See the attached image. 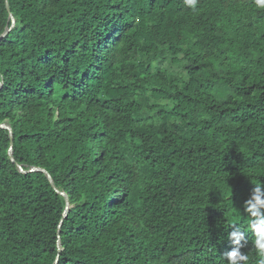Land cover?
<instances>
[{"label": "trees", "instance_id": "obj_1", "mask_svg": "<svg viewBox=\"0 0 264 264\" xmlns=\"http://www.w3.org/2000/svg\"><path fill=\"white\" fill-rule=\"evenodd\" d=\"M7 2L0 264H227L234 228L260 264L243 204L264 184V7Z\"/></svg>", "mask_w": 264, "mask_h": 264}, {"label": "clouds", "instance_id": "obj_2", "mask_svg": "<svg viewBox=\"0 0 264 264\" xmlns=\"http://www.w3.org/2000/svg\"><path fill=\"white\" fill-rule=\"evenodd\" d=\"M185 5L195 7L197 0H184ZM259 7H264V0H255ZM244 212L249 216L248 228L254 235L253 246L257 254L264 258V184L260 181L254 184L249 198L243 204ZM228 240L233 247L223 254L227 264H248V255L242 252L244 247L242 241L245 233L239 228H234L228 233ZM264 264V259L260 260Z\"/></svg>", "mask_w": 264, "mask_h": 264}, {"label": "water", "instance_id": "obj_3", "mask_svg": "<svg viewBox=\"0 0 264 264\" xmlns=\"http://www.w3.org/2000/svg\"><path fill=\"white\" fill-rule=\"evenodd\" d=\"M5 3H6V8H7V10L9 11L7 0H5ZM10 20H11V27H10L7 31H5V32L0 36V41H1L3 38H5V36L8 34V32H10V31L13 29L14 25H15V19L12 17V15H10ZM1 88H2V82L0 81V89H1ZM0 128H1V129H4V130H6V131H8V133H9V137H10L11 143H10V148H9V151H8V157H9L10 161H11L13 164H15V160H14V157H13V151H12V147H13V144H12V140H13L12 129H11V127H10L9 125H7V124H0ZM17 168H18L19 172L22 173V174H24V175H26V174H28V173H33V172H42V173H44V174L47 176V178H48V180H49V182H50L52 188L56 190V188H55V186H54V183H53V181H52V178L50 177V175H49L45 170H42V169H39V168H31L29 171H24L20 165H18ZM56 192H57L60 196H63L64 199H65L66 210H65V213H64V216H63V218H65L67 212L69 211V200H68V196H67L66 194H64V193H62V192H60V191H58V190H56ZM60 250H61V249H60ZM56 264H57V262H56Z\"/></svg>", "mask_w": 264, "mask_h": 264}, {"label": "rangeland", "instance_id": "obj_4", "mask_svg": "<svg viewBox=\"0 0 264 264\" xmlns=\"http://www.w3.org/2000/svg\"><path fill=\"white\" fill-rule=\"evenodd\" d=\"M152 67L154 68V69H157L158 67H159V62H158V60H156V61H154L153 63H152ZM163 67H165V68H169L170 67V60H168L164 65H163ZM176 67V66H175ZM177 68V67H176Z\"/></svg>", "mask_w": 264, "mask_h": 264}]
</instances>
